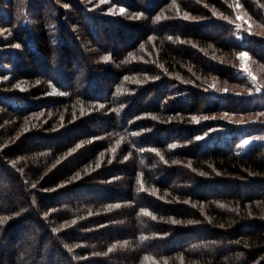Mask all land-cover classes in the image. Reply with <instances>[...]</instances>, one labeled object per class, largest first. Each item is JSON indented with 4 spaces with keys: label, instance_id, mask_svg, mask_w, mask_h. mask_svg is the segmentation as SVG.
I'll use <instances>...</instances> for the list:
<instances>
[{
    "label": "trees",
    "instance_id": "obj_1",
    "mask_svg": "<svg viewBox=\"0 0 264 264\" xmlns=\"http://www.w3.org/2000/svg\"><path fill=\"white\" fill-rule=\"evenodd\" d=\"M45 1L0 0V264H264V142L217 82L264 0Z\"/></svg>",
    "mask_w": 264,
    "mask_h": 264
},
{
    "label": "rangeland",
    "instance_id": "obj_2",
    "mask_svg": "<svg viewBox=\"0 0 264 264\" xmlns=\"http://www.w3.org/2000/svg\"><path fill=\"white\" fill-rule=\"evenodd\" d=\"M119 1L121 0L113 2H110V0H91L90 7L96 14L98 13L101 16L117 20L121 14L130 10L121 2L119 3ZM44 7L45 10L49 7V3L45 0ZM4 25L5 20L0 19V39L4 37V31H7V27H4ZM259 34H263L264 37V29ZM2 48L9 49L10 47L4 45ZM11 49H14L13 45ZM231 57V60L228 59L219 63L221 66H224L223 69H220V73L227 75L230 72L232 80L233 75L240 77L241 80L233 83L232 81L217 79L214 76L213 78L217 79L219 85L228 87L227 89L223 88L220 90L221 92L234 93V95L239 96L238 98L243 99V101L236 99L235 103L232 104V108L236 109L234 112L223 113L218 116L220 119L227 121L228 125L233 126L237 139V151L248 152L254 145L264 142V60L261 63L259 59L251 57L245 51L233 52ZM51 72L53 73V70ZM251 101L253 104L256 103L257 107H253V109L245 107Z\"/></svg>",
    "mask_w": 264,
    "mask_h": 264
},
{
    "label": "snow or ice",
    "instance_id": "obj_3",
    "mask_svg": "<svg viewBox=\"0 0 264 264\" xmlns=\"http://www.w3.org/2000/svg\"><path fill=\"white\" fill-rule=\"evenodd\" d=\"M121 11H123V10H121ZM241 55H246V54H241Z\"/></svg>",
    "mask_w": 264,
    "mask_h": 264
}]
</instances>
